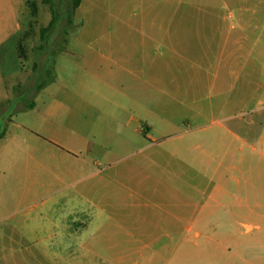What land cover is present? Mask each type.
I'll list each match as a JSON object with an SVG mask.
<instances>
[{"label": "rangeland", "instance_id": "obj_1", "mask_svg": "<svg viewBox=\"0 0 264 264\" xmlns=\"http://www.w3.org/2000/svg\"><path fill=\"white\" fill-rule=\"evenodd\" d=\"M52 1L61 20L45 50L40 49V31L51 21L50 5L45 0H24L21 33L6 53L7 67L0 66V134L5 132L0 140V264H164L148 260L151 249L166 242L151 244L150 235L158 236L163 230L148 226L171 221L164 211L173 203L170 195L193 189V161L186 163L179 155L186 152L193 160V148L148 146L143 132L148 122L141 114L135 117L128 111L114 120L108 105L92 109L77 97L108 91L85 65L83 47L107 44L122 31H148L159 23L153 22V16L170 6L174 11L177 6L169 5L170 1L178 0H81L72 22L66 15L72 0ZM187 1L188 12L215 14L220 27L237 30L264 23L257 20L264 17V0ZM229 12L231 19H227ZM257 38L256 33L252 45ZM260 41L264 50V32ZM257 57V53L250 57L249 98L239 100L243 82L237 77L233 95L228 96L234 124L262 119L258 112L264 110V66L256 64ZM159 61L161 56L156 54ZM36 80L44 90L32 111L29 107L37 90L31 89ZM218 100L221 106L222 99ZM204 116L200 124L225 117L220 110ZM153 121L155 127L159 125ZM139 127L143 135L135 133ZM73 191L89 196L92 217L101 211L87 231L86 251L74 246L58 261H35L40 246L24 241L22 234L33 236L40 215L48 210H66ZM66 215L59 213L60 218ZM57 232L65 233L61 228ZM252 262L262 264L257 258Z\"/></svg>", "mask_w": 264, "mask_h": 264}, {"label": "crops", "instance_id": "obj_2", "mask_svg": "<svg viewBox=\"0 0 264 264\" xmlns=\"http://www.w3.org/2000/svg\"><path fill=\"white\" fill-rule=\"evenodd\" d=\"M171 4L177 6L174 11L170 6L165 13L153 16V22L159 23H153L148 31H122L107 44L83 47L85 65L108 91L81 95L78 102L92 109L103 110L108 105L114 120L128 111L135 112V117L141 114L150 122L143 125L148 146L194 150L193 160L186 152L179 153L184 162L193 161V189L170 195L173 203L164 211L171 221L148 226L163 230L158 236L150 235L151 244L166 240L163 247L151 249L149 261L256 264L252 259L257 258L264 264V110L258 112L262 119L234 124L228 107L236 77L243 82L239 100L249 98L250 57L257 53L256 64L264 66L260 44L264 23L237 30L234 26L220 27L215 14L188 12L187 0ZM23 6L24 0H0L3 69L11 42L22 30ZM231 18L229 12L227 19ZM257 20L264 21V17ZM256 33L258 38L252 45ZM156 54L161 61L156 62ZM43 90L35 93L29 110L37 108ZM218 99H222L221 106ZM52 108L51 104L48 111ZM218 110L224 114L223 120L200 124L205 114ZM153 120L159 125L155 127ZM141 127L135 129L136 134L143 135ZM105 156L110 159L108 153ZM68 198L69 208L48 210L40 215L41 224L34 228L33 236L22 234L24 241L40 246V254L33 256L35 261H58L70 247L81 246L84 251L88 244L87 231L101 211L92 217L93 204L84 192L73 191ZM66 212L68 215L59 217ZM59 228L65 233L58 235Z\"/></svg>", "mask_w": 264, "mask_h": 264}, {"label": "trees", "instance_id": "obj_3", "mask_svg": "<svg viewBox=\"0 0 264 264\" xmlns=\"http://www.w3.org/2000/svg\"><path fill=\"white\" fill-rule=\"evenodd\" d=\"M50 5V10L52 14L51 21L49 22L48 26L44 27L40 31L41 39H42V45L40 46V49L45 50L46 43H49L50 35L51 33L58 27L59 22L61 20V16L59 13V10L57 9V6L53 3L52 0H45ZM81 4V0H72L71 8L66 11V15L69 19V22H72L73 15L76 13V10L79 8ZM44 85L37 84V91H40L43 89ZM5 136V132L0 134V139H2Z\"/></svg>", "mask_w": 264, "mask_h": 264}, {"label": "flooded vegetation", "instance_id": "obj_4", "mask_svg": "<svg viewBox=\"0 0 264 264\" xmlns=\"http://www.w3.org/2000/svg\"><path fill=\"white\" fill-rule=\"evenodd\" d=\"M37 83H38V81L36 80V82H35V86H34V88L31 89V90H34V89L37 90V89H36V85H37ZM36 92H39V91H36ZM26 99H27V97H26Z\"/></svg>", "mask_w": 264, "mask_h": 264}]
</instances>
